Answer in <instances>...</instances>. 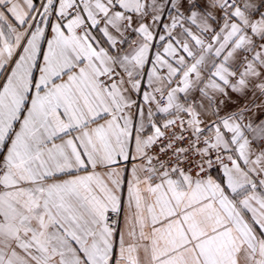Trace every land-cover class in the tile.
<instances>
[{"label": "snow or ice", "instance_id": "snow-or-ice-1", "mask_svg": "<svg viewBox=\"0 0 264 264\" xmlns=\"http://www.w3.org/2000/svg\"><path fill=\"white\" fill-rule=\"evenodd\" d=\"M0 264H264V0H0Z\"/></svg>", "mask_w": 264, "mask_h": 264}]
</instances>
